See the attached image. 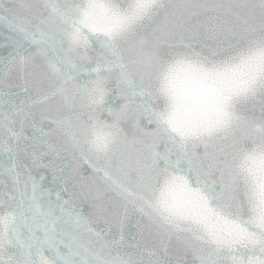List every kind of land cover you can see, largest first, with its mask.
<instances>
[{
  "label": "snow or ice",
  "instance_id": "snow-or-ice-1",
  "mask_svg": "<svg viewBox=\"0 0 264 264\" xmlns=\"http://www.w3.org/2000/svg\"><path fill=\"white\" fill-rule=\"evenodd\" d=\"M0 264H264V0H0Z\"/></svg>",
  "mask_w": 264,
  "mask_h": 264
}]
</instances>
